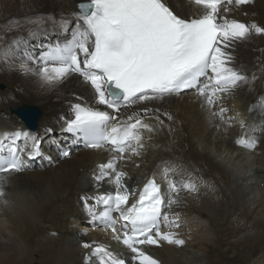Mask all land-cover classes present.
<instances>
[{
	"label": "bare ground",
	"instance_id": "obj_1",
	"mask_svg": "<svg viewBox=\"0 0 264 264\" xmlns=\"http://www.w3.org/2000/svg\"><path fill=\"white\" fill-rule=\"evenodd\" d=\"M79 1L81 0H0V51L7 47L14 37L27 40L30 50L37 54L54 43L66 42L74 30L72 25L76 23L70 14L78 11L76 6ZM173 3L185 15L199 16L203 12L202 7L187 0H173ZM220 14L226 15L228 19L264 27V0H253L252 4L240 8L232 6L228 13H224L222 7ZM32 18L41 20L39 28L29 22ZM62 18L69 20L67 30L60 27L59 21ZM10 21H19L20 26L7 31L6 26ZM31 28H37L34 37L29 35ZM231 51L234 56L233 66L248 77V83L220 97L219 100L227 97L231 108L229 113L224 114L223 119L213 115L214 112H219L223 105L218 102L209 108L194 90L165 102L150 101L134 106V110L138 111L145 106L158 108L160 113L150 114V118L145 120V123L153 127L152 132L142 130L144 140L149 139L148 144L154 145L151 155H144L146 159L143 161V158L136 157L133 159L134 163L128 164L130 171L133 164L142 167L146 163H140L146 161L151 162L149 168L151 164L153 166L145 170V174L143 171L141 174L133 173V170L132 177L124 181L125 185L131 191L137 192L150 179L155 178L160 183L166 199L168 180L175 183L176 178L177 183L183 186L193 184L196 187V191L189 192L175 183L180 191L184 190L179 192V195L188 197L189 200L184 203L180 201L181 196H176L177 203L170 207L165 206V214L163 211L170 220L178 218L179 227H174L171 231L185 241L184 245L164 243L160 246H142L159 264H253V259L259 254H262L259 260L264 261V209L253 214V205L264 192V189H261V184L264 183V164L258 162L260 167L243 177L245 184L236 186L232 180L234 169L229 170L215 163L207 153L208 147L213 145L221 151L225 143L228 151L237 152L243 147L237 141L250 143L249 137L262 131L260 123H256V118H264V35L253 34L245 41L236 42ZM21 59L20 54L10 56L6 62L0 59V153L9 149L12 134L16 130L26 129L12 110L23 105H33L41 109L43 114L36 133H29V136L45 139V148L52 149L50 153H45L50 155L49 159L53 162L46 157L42 159L41 155L29 159L27 152L30 149H27L21 155L25 163L24 170L21 173L2 174L5 196L0 197V264H101L104 259L102 254H93L92 248H83L84 243L106 247L117 258L123 259L125 264H138V261L133 259L134 254L122 243L117 242L110 230L91 222L84 207L83 197L114 195L116 190L113 188L115 185L107 179L100 183L95 180L99 165L108 162L114 155L110 146L83 150L84 142L71 136L63 128L66 124L64 121L69 119L73 112L71 105L92 103L90 86L75 76L56 87L45 86L39 77L31 73L24 74L20 70ZM30 67L35 68V63H31ZM106 110L111 112V109ZM132 110L121 109V113L114 115L123 118ZM163 112H168L172 119L161 115L164 124L160 125L153 117ZM227 118L230 121H226ZM239 118H247L250 121L249 125L243 124L242 132H239ZM46 128L52 131L46 132ZM61 128L62 133L59 132ZM49 132H54L55 135L49 138ZM5 134H8V139ZM214 135L217 142L213 140ZM244 135L246 137H243ZM195 138L203 140L201 144L206 148L202 153L196 143L192 144ZM58 141L65 142L61 146L63 150H70L69 156L60 158L59 152H56ZM23 143L22 137L16 141L17 147H22ZM156 144H159L158 148ZM39 145L41 146V141ZM41 149L44 150L40 147ZM155 149L157 153L150 160ZM228 154L224 159H228L232 164L239 165L238 163L245 161L247 165L248 160L244 153L235 158L233 154L228 157ZM173 159L177 162L171 161ZM180 159L184 160L181 162ZM121 164L122 162L118 164L119 170ZM179 166L182 167L181 170ZM191 166L195 167L193 170L196 171H192ZM165 169H169L167 179L164 176ZM87 173L90 176L86 179ZM130 173L127 171L125 179H128ZM249 181L253 192H257L254 201L242 191ZM133 199L134 197H130L129 203ZM93 207L98 213L104 210L103 206L93 204ZM223 216L226 223L215 230V225ZM113 217L118 221L116 227L119 229L122 225L119 214L113 213ZM160 226L164 232L170 230L163 221ZM234 238L238 241L233 242ZM219 248H225V253L233 255V258L230 261L224 260Z\"/></svg>",
	"mask_w": 264,
	"mask_h": 264
},
{
	"label": "snow or ice",
	"instance_id": "obj_2",
	"mask_svg": "<svg viewBox=\"0 0 264 264\" xmlns=\"http://www.w3.org/2000/svg\"><path fill=\"white\" fill-rule=\"evenodd\" d=\"M187 2L202 7V14H182L173 0H81L78 11L70 14L76 23L66 42L56 43L37 54L30 50L27 40L14 37L0 51V59L5 62L10 56L20 54V70L39 77L45 86L56 87L73 76L90 86L92 103L71 105L73 118L66 120L65 130L82 139L88 148L110 146L114 155L99 165L95 180L100 183L107 179L116 190L114 195L83 197L84 207L91 222L110 230L114 239L134 254L138 264H159L142 246L164 243L182 246L185 241L171 231L179 227L178 218L170 220L162 211L165 206L177 203L175 197L180 192L177 185L168 180L167 199L155 178L136 193L126 187V173L118 169L120 162L141 155L145 148L142 130H154L145 120L150 114L160 113L158 108L145 106L138 111L134 106L150 101L165 102L194 90L209 108L214 107L222 95L248 83V77L233 66L231 49L235 43L253 34L264 35V27L258 24L248 25L220 14L222 7L228 13L232 6L240 8L252 4L253 0ZM29 22L39 28L41 20L32 18ZM59 24L62 30H67L69 20L62 18ZM19 26V21H10L6 30ZM37 28L29 29V35L34 37ZM31 63L36 67H30ZM121 109L133 110L123 118L114 115L121 113ZM225 111L221 107L213 115L223 119ZM161 115L172 119L168 112L154 115L160 125L164 124ZM21 137L23 146L17 147L16 141ZM5 138H9L8 134ZM237 143L250 149L256 147L255 142ZM27 149H30L29 159L40 156L38 138L30 137L28 132L13 133L9 157L0 159V174L21 172L25 167L21 155ZM69 155L67 150L61 152L63 157ZM168 171L164 170L165 179ZM3 185L4 177L0 175V197L5 196ZM183 187L189 192L196 191L193 184ZM130 197H136L131 204ZM93 204L103 206L104 210L98 213ZM113 213H118L123 221L120 230ZM161 221L169 231L161 230ZM83 248L102 254L101 264H125L104 246L84 243Z\"/></svg>",
	"mask_w": 264,
	"mask_h": 264
},
{
	"label": "rangeland",
	"instance_id": "obj_3",
	"mask_svg": "<svg viewBox=\"0 0 264 264\" xmlns=\"http://www.w3.org/2000/svg\"><path fill=\"white\" fill-rule=\"evenodd\" d=\"M245 24H248L249 25V22H246ZM55 44V43H54ZM53 44V45H54ZM244 71L246 72L247 71V68H245L244 69ZM247 73V72H246ZM220 104H222L223 105V108L226 110L225 112H224V114H226V113H229V111H231L230 109V106L228 105V102H229V100H228V98L227 97H223L221 100H219L218 101ZM225 103V104H224ZM250 107H251V104H250ZM223 117H224V115H223ZM233 118H234V116H233ZM243 118V117H242ZM245 118V117H244ZM240 119V121H241V124H240V129H239V132H242V124H244L245 125V123L247 124L248 123V125H249V120L246 118V119H244V120H241V118H239ZM66 120H69V119H66ZM65 120V121H66ZM227 120H229L228 118L226 119V121ZM150 121V120H149ZM230 121V120H229ZM237 122H239V121H237ZM256 123H260V127H262V131H259L258 132V134L256 133V134H253L251 137H249L250 139H248L250 142H252V141H255V143H256V147L255 148H247V147H241L240 149H239V151H234V153L232 152L231 153V151H228V148H226V146H227V144L225 143V145L223 146V148H221V151H218L219 149L215 146V145H213V146H210V147H208V149H207V153L208 154H210V156L212 157V159L214 160V162L215 163H218V164H220V165H222L224 168H226L227 167V169H229V170H231V169H234V175L232 176V180H233V182H234V184L237 186V185H242V184H245V181L243 180L244 178V176L246 175V174H251L253 171H255V169L257 168V167H260L259 166V163H263L264 164V151H257L258 149H261V150H264V118L263 119H260L259 120V118H256ZM156 124V123H155ZM262 124V125H261ZM235 126V125H234ZM251 126V125H250ZM218 128L220 127L219 125L217 126ZM49 130H51L50 128H46L45 129V131L47 132V131H49ZM52 131V130H51ZM247 131V130H246ZM59 132L60 133H62L63 132V129L61 128L60 130H59ZM217 132H218V130H216V135H217ZM50 133V135L48 136L49 138H52L55 134H54V132H49ZM52 133V134H51ZM216 135H214L213 136V140H214V142H217L218 140L217 139H215L216 138ZM247 136H248V134H247ZM263 136V137H262ZM243 137H246V135H244ZM258 138V139H257ZM260 138H262V139H260ZM146 140H148V141H146ZM260 140H262V141H260ZM38 141H41V146L40 147H42L44 150H40L41 151V157H42V159H45V157H46V159L48 158L49 159V157H50V155L48 154V153H45V151H47L48 150V148H45V146H44V142H45V139H41L40 137H39V139H38ZM146 143H145V148H144V150L142 151V154L139 156L141 159H142V161L144 160V159H146V157H147V154H149V155H151V149H153L152 147H154V145H149L148 143H149V139H145L144 140ZM195 141V142H194ZM50 143H54L53 141H50ZM162 143V142H161ZM160 143V144H161ZM197 145H196V144ZM199 143V144H198ZM201 143H203V140H200V139H194L193 141H192V144H194V145H196V146H198V149L200 150V152L202 151L203 152V150H205V148L206 147H204V144H201ZM56 144V143H55ZM61 144H65V142H62V141H58V144H56V152H59V154H60V158L61 157H63V156H61V152L62 151H60L61 149H59L60 147H61ZM261 144V145H260ZM66 145H69V144H66ZM159 145V144H158ZM158 145L156 144V146H157V148H158ZM258 146V147H257ZM212 147V148H211ZM261 147V148H260ZM83 148V150L84 149H86V148H88V147H86L85 145H84V147H82ZM150 148V149H149ZM258 148V149H257ZM202 149V150H201ZM157 149H155V151L153 152V156H151V158H150V160H152V157H154L155 156V154L157 153V151H156ZM223 150V151H222ZM70 151V150H69ZM248 151V152H247ZM201 152V153H202ZM246 152V153H245ZM229 153V154H228ZM242 153H244L245 155H244V157H246V160H248V163H247V165H246V163H245V161H242V162H244V163H238L239 165H234V164H232V162H230L228 159H224L225 157H226V155L228 154V157L229 156H231L232 154H233V156H234V158L237 156V155H239V154H242ZM144 155L146 156V157H144ZM214 156V157H213ZM262 156V157H261ZM138 157V158H139ZM98 158V157H97ZM217 160H216V159ZM136 159V157H133V158H131V159H129V160H125L124 162L122 161V164H121V168H120V170H122V171H124L125 173H126V175H127V171L128 172H131L130 174L131 175H129V177H128V179H125L126 181L127 180H129L130 179V177H132V175H133V173H135V172H139V174H141V171H143L142 173L143 174H145L146 173V171L145 170H147V169H150L151 168V166H153V164H151V166H150V168L148 167L149 165H150V163L151 162H149V161H146V162H142V163H140V164H142V165H144L145 163V165L144 166H139V165H135V164H133V166H132V170L130 171L129 170V168H128V164L131 162V163H134L135 161L134 160ZM50 160H52V159H49V161ZM61 160H65V159H61ZM154 160H155V158H154ZM184 160V159H183ZM183 160H179V161H183ZM134 161V162H133ZM171 161H176L175 159H173V160H171ZM178 161V162H179ZM51 162H53V160L51 161ZM128 162V163H127ZM177 162V161H176ZM259 162V163H258ZM125 163H127V165H125ZM258 163V164H257ZM180 164V163H179ZM123 165V166H122ZM127 167H125V166ZM234 165V166H233ZM58 166V165H57ZM134 166H135V168H134ZM181 166H183V164L181 165ZM55 167V166H54ZM137 167V168H136ZM124 168V169H123ZM139 168H140V170H139ZM179 168H180V170H181V168L182 167H180L179 166ZM195 167H193V166H191V170L192 171H196V170H193ZM143 169V170H142ZM134 170V171H133ZM136 170H138V171H136ZM132 171H133V173H132ZM23 173V172H22ZM142 174V175H143ZM254 174V173H253ZM86 179L87 178H89V173H87L86 175ZM205 177V176H204ZM125 178H127V177H125ZM175 179V183L176 184H178V186H180V188H182V189H184V187H183V185L182 184H180L179 182L177 183V180H176V178H174ZM255 178L253 177V180H254ZM124 180V181H125ZM83 181V180H82ZM84 182H86V180L84 181ZM125 183V182H124ZM250 183H251V181H249L248 182V185H244L243 187V189H242V191L244 192V193H246V195H250V200H252V201H254L255 200V196L257 195V192H253V190H252V184L250 185ZM114 185V184H113ZM112 185V186H113ZM264 183L263 184H261V189H264ZM127 187V186H126ZM113 188L115 189V186H113ZM185 190V189H184ZM184 190H182V191H184ZM182 191H180V192H182ZM222 191H223V189H222ZM226 191V190H225ZM224 192V191H223ZM230 192V189L228 190V193ZM184 193V192H183ZM226 193H227V191H226ZM249 193V194H248ZM179 196H181L180 197V201H183L184 203H187L188 202V200H189V198L188 197H183L182 195H178L177 196V198H179ZM90 202H92V201H90ZM20 206L21 207H23V204L22 203H20ZM253 209H254V213L253 214H257L259 211H262L263 209H264V192H262L259 196H258V202H256L254 205H253ZM228 211L230 212H232L233 213V211L232 210H230V209H228ZM226 218H225V216H223V218L222 219H220V221L215 225V230L216 229H219V227H221L222 225H224L225 223H226V220H225ZM179 223H181V222H179ZM80 227H77V229H79ZM214 230V231H215ZM215 235H216V231H215ZM232 241L233 242H237L238 241V239H236V238H234V239H232ZM219 251H220V253H221V255H222V257L224 258V260H226V261H230V259L231 258H233V255H228V254H226L225 253V248H219ZM262 257V254H259V256H257L256 258H254L253 259V264L255 263V264H264V261H262V260H259L260 258ZM229 263V262H228ZM203 264H205V262L203 263Z\"/></svg>",
	"mask_w": 264,
	"mask_h": 264
},
{
	"label": "water",
	"instance_id": "obj_4",
	"mask_svg": "<svg viewBox=\"0 0 264 264\" xmlns=\"http://www.w3.org/2000/svg\"><path fill=\"white\" fill-rule=\"evenodd\" d=\"M22 122H24L29 129L36 130L42 117V111L37 106L23 105L12 110Z\"/></svg>",
	"mask_w": 264,
	"mask_h": 264
}]
</instances>
